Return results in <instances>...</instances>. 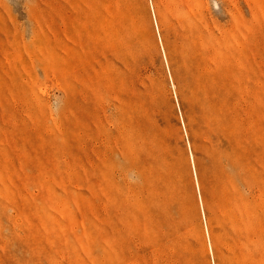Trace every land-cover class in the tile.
<instances>
[{
    "label": "rangeland",
    "instance_id": "1",
    "mask_svg": "<svg viewBox=\"0 0 264 264\" xmlns=\"http://www.w3.org/2000/svg\"><path fill=\"white\" fill-rule=\"evenodd\" d=\"M212 13L0 0V264H264V0Z\"/></svg>",
    "mask_w": 264,
    "mask_h": 264
},
{
    "label": "trees",
    "instance_id": "2",
    "mask_svg": "<svg viewBox=\"0 0 264 264\" xmlns=\"http://www.w3.org/2000/svg\"><path fill=\"white\" fill-rule=\"evenodd\" d=\"M218 10V0H212V14L215 15ZM220 152L229 153L231 149H234V144L231 140L221 139L220 144L217 145Z\"/></svg>",
    "mask_w": 264,
    "mask_h": 264
}]
</instances>
